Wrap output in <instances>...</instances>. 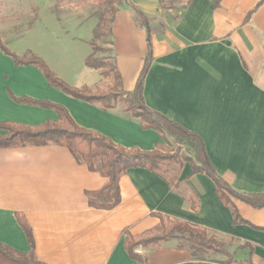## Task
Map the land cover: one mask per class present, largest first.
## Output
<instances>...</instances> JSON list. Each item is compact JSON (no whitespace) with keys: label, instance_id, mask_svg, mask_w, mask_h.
Returning a JSON list of instances; mask_svg holds the SVG:
<instances>
[{"label":"crops","instance_id":"crops-1","mask_svg":"<svg viewBox=\"0 0 264 264\" xmlns=\"http://www.w3.org/2000/svg\"><path fill=\"white\" fill-rule=\"evenodd\" d=\"M130 1L148 16L152 28L146 105L201 136L215 170L232 187L264 192V1L248 21L262 0H189L171 7L161 0ZM54 3L47 5L48 12L39 8L23 32L2 33L8 48L18 55L33 51L71 86L109 85L99 70L85 64L98 17L70 5L55 8ZM111 34L110 55L122 89L130 92L144 64L147 34L126 2L117 5ZM13 95L59 104L79 126L127 149L147 151L167 144L157 130L143 128L122 102L104 108L75 98L52 86L36 65H16L0 48V122L34 127L59 121L54 108L19 102ZM6 132L0 129V135ZM172 167L169 177L129 168L119 181L120 203L99 209L89 205L86 192L102 188L108 178L79 163L67 147L0 148V242L29 253L20 214L44 264H139L127 251L125 231L144 234L160 223L161 213L205 228L235 260L264 264V206L232 198L244 220L236 223L209 175L193 173L188 161ZM136 252L144 264L196 262L177 238L158 247L139 246ZM0 264L22 263L0 254Z\"/></svg>","mask_w":264,"mask_h":264},{"label":"trees","instance_id":"trees-1","mask_svg":"<svg viewBox=\"0 0 264 264\" xmlns=\"http://www.w3.org/2000/svg\"><path fill=\"white\" fill-rule=\"evenodd\" d=\"M97 1L106 4L108 7L104 12L98 14V23L93 29V37L89 42L92 52L86 57L85 64L88 67L99 70L103 78L110 81L108 91L101 86H83L79 88L69 85L56 75L42 57L31 50L23 55H18L8 48L1 37L0 48L5 54L12 57L16 65H36L52 86L75 98L91 103H100L104 108H111L118 102L124 103L125 110L130 111L133 116L139 118L143 128L157 130L167 144L170 143L168 136L173 137L178 146L175 150L170 151L171 153L163 152L161 143L158 144L161 145V149L156 148L147 151L138 148L127 149L117 145L102 134L79 126L67 109L59 104L28 97L17 98L13 95V98L19 102L54 108L58 113L59 121H47L34 127L9 121L0 122V129L7 131L0 135V148L24 145L42 146L49 143L67 147L79 163L86 164L89 170L98 172L108 178L107 183L102 188L86 192L89 205L99 209H112L120 203L119 181L129 168L142 167L165 175L166 161L170 160L179 165L188 161L191 163L193 173L204 172L214 180L218 196L224 204L230 206L234 221L236 223L244 222L232 198L242 200L255 208H261L264 206V192H242L232 187L215 170L201 136L166 115L151 109L145 103L143 96L144 82L154 59L152 28L148 16L130 0ZM263 1L259 2L248 13L246 21L250 19L253 12ZM122 2H126L134 11L137 21L145 28L147 34V53L144 58V64L135 87L130 92L124 91L121 87L122 77L114 57L111 55L100 56L98 54L101 50L98 44L99 40L104 39L110 45L113 43L111 23L117 11V5ZM108 13H111V16H108ZM174 180V176L169 178L171 184H173ZM192 202L193 206H195V201L192 200ZM158 216L160 217V223L144 234L133 235L128 230L125 231L127 251L139 264H144V258L136 252L139 246L158 247L162 241L170 238H177L178 245L189 249L193 257L199 260V263L193 264H255L251 260H235L227 252L225 243L217 241L214 237H209L205 228L188 222L174 220L161 213H158ZM18 219L26 232L31 250L29 253H22L0 242V254L17 263L44 264L34 252V238L30 225L20 214H18ZM209 251L225 254L227 259L209 261L204 257Z\"/></svg>","mask_w":264,"mask_h":264},{"label":"rangeland","instance_id":"rangeland-1","mask_svg":"<svg viewBox=\"0 0 264 264\" xmlns=\"http://www.w3.org/2000/svg\"><path fill=\"white\" fill-rule=\"evenodd\" d=\"M55 1V8L61 5H70L72 8H80L81 11L91 14L95 17H98V14L104 12L107 9V5L97 1V0H0V37L5 43L6 40L2 37V33H7L10 31L14 33L23 32L35 21L39 14V8L42 12H48L47 5L52 4ZM189 0H161V3L164 7L171 6H182ZM53 6V5H52ZM50 7L51 9L53 7ZM108 16H111V13H108ZM239 15H237L238 17ZM6 44V43H5ZM99 46L101 47L100 56H110V44L102 39L98 41ZM103 86L105 90L108 91V83ZM124 104V103H123ZM125 106V104H124ZM170 141L169 144H166L162 147L163 152L171 153L170 151L175 150L178 146L175 139L171 136H168ZM185 148V147H184ZM179 165L178 163L172 161H166L165 168L166 172L164 173L167 177L173 174V167ZM180 166V165H179ZM172 167V168H171ZM209 235V234H208ZM209 237H214L210 236ZM217 241L220 240L214 237ZM209 252H212L214 255H207ZM204 257L207 260H226L221 253H215L214 251H209ZM224 258V259H222ZM195 263H199L198 259H195Z\"/></svg>","mask_w":264,"mask_h":264}]
</instances>
